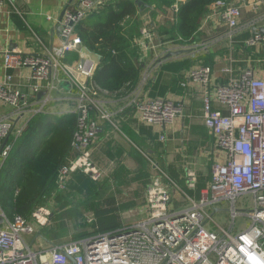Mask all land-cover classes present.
<instances>
[{
  "label": "built area",
  "instance_id": "built-area-1",
  "mask_svg": "<svg viewBox=\"0 0 264 264\" xmlns=\"http://www.w3.org/2000/svg\"><path fill=\"white\" fill-rule=\"evenodd\" d=\"M3 2L0 0V6ZM104 3L105 0H77L74 7L66 6L60 19L61 42L44 53L25 54L0 46L5 69H29L33 100L40 91L45 92L41 105L33 106L27 94L12 87L11 75L6 72L0 82V100L14 108L13 114L43 111L59 81L67 80L77 90L73 111L78 120L71 143L76 156L59 168L55 181L58 190L63 189L75 171L83 172L92 180L102 177L90 153V146L100 131L94 114L104 119L110 115L95 86L87 84L86 79L93 76L97 63L80 52L82 41L75 33V26ZM262 5L264 0H214L208 5L206 15L217 16L230 31L239 25L242 7L254 11ZM179 6L180 2L175 1L170 10L176 13ZM140 33L141 46H153L154 38L158 37L153 32V24L143 26ZM261 38L255 34L248 41L252 43ZM71 51L79 53L75 66L64 60L65 54ZM188 78L201 83L203 123L216 146L226 153L225 162L211 164L208 185L197 199L191 200L189 207L170 209V194L156 175L146 188L144 219L52 246L46 252L48 258L33 251L24 235H33L48 223L49 209L41 206L27 219L18 214L8 218L0 210V264H264V79L244 69L228 83L214 85L211 93L209 65L192 68ZM141 85L143 82L137 87L132 102L142 122L163 128L181 113L179 101L160 97L139 99ZM215 103L222 104L227 111L216 108ZM23 128L24 125L17 126L9 115L0 117L1 159L7 157L12 147L3 140L11 133L17 137ZM159 139L165 140V134L160 133ZM188 177V184L193 186V174L189 172ZM246 195L250 196L251 208H237L239 200ZM223 205L227 208H221ZM222 209L229 211L228 226H220L212 218ZM240 215L247 218V223L237 230L235 219Z\"/></svg>",
  "mask_w": 264,
  "mask_h": 264
},
{
  "label": "crops",
  "instance_id": "crops-1",
  "mask_svg": "<svg viewBox=\"0 0 264 264\" xmlns=\"http://www.w3.org/2000/svg\"><path fill=\"white\" fill-rule=\"evenodd\" d=\"M175 1L181 4L185 0H174L173 3ZM173 3L154 11L148 5L145 8L138 7L139 26L134 41L140 50L142 63L134 89L119 97L98 94L110 115L109 119H104L94 114L101 129L90 146V153L93 163L101 169L102 177L92 180L83 172L75 171L68 178L70 180L77 175L82 182L94 185L89 194L91 200L81 198L82 202L79 203L83 215L91 213L97 216L95 223L85 226V232L90 235L104 227L120 228L144 219L147 215L146 188L156 175L160 176L161 185L170 194V209L189 207L191 200L197 199L200 191L208 185L211 164L225 162L226 153L216 146L203 123L202 85L188 78L189 70L202 65L211 67V93L214 85L228 83L244 69H249L254 77L264 79V5L254 11L242 7L239 25L230 31L217 16H207L206 12L191 40L178 43L168 33L156 32L160 26L168 28L172 24L174 13L170 7ZM76 4L77 0H4L0 6V46L17 49L25 54H40L58 46L61 42V14L66 6L74 7ZM147 24H153V32L158 36L154 38L153 46H141L139 40L140 30ZM255 34L262 38L249 42ZM177 50L182 51L166 56L168 52ZM80 52L98 65L100 55L89 51L83 43ZM65 57L67 64L75 66L79 53L71 51ZM71 69L76 74L73 67ZM6 72L11 75L13 88L27 94L26 98L33 106L41 105L45 92L40 91L43 93L39 95V92L34 98L36 100H33L29 69H5L0 54V82ZM79 78L84 80L82 76ZM86 81L88 86L94 85L93 76ZM140 82L143 85L139 99L160 97L181 102V113L163 128L140 120L137 106L132 102ZM76 94L77 90L71 83L59 81L58 88L51 92V98L43 106V111L15 115L14 108L0 100V117L9 115L17 126L24 127L39 113H49L56 119L63 113L73 111ZM215 107L227 111L222 104L215 103ZM114 129L116 131L113 132ZM160 133L165 134V140L159 139ZM15 138L11 133L3 141L13 144ZM37 145L33 146V150ZM108 151L112 156L107 154ZM128 159L134 165L133 168L127 165ZM5 161L6 158H0V171ZM189 172L194 176L193 186L188 184ZM101 182H104L103 186H99ZM64 196L63 202L68 204L70 200L69 210L72 211L75 205L71 197L74 196ZM53 204L51 201L43 206L50 211ZM0 210L3 211L1 207ZM40 229L33 235H24V239L33 251L43 253L46 258L50 247L71 241L47 238ZM37 232L40 234L37 235Z\"/></svg>",
  "mask_w": 264,
  "mask_h": 264
},
{
  "label": "trees",
  "instance_id": "trees-1",
  "mask_svg": "<svg viewBox=\"0 0 264 264\" xmlns=\"http://www.w3.org/2000/svg\"><path fill=\"white\" fill-rule=\"evenodd\" d=\"M142 1L154 11L169 7L174 0ZM213 1L185 0L174 13L172 24L168 28L160 26L156 29L157 34L168 33L175 42H189L202 16L207 12L208 5ZM139 8L135 1L105 0L104 5L90 12L75 26V33L80 36L84 46L100 55L93 74L97 94L124 96L136 86L142 63L140 50L134 41L138 33ZM64 60L67 61L66 57ZM77 120L75 111L63 113L56 119L49 113L36 114L15 138L0 171L1 209L10 218L18 214L27 219L37 208L52 201L55 209L52 207L49 221L40 231L47 238L57 241L64 233L60 230L65 228L58 218L62 212L58 207L64 204L65 196L58 190L55 181L59 168L76 156L71 143ZM36 144L37 148L33 150ZM107 154L112 156L109 151ZM103 185L104 182L99 183V186ZM71 198L75 205L73 214L82 218L77 226L78 233L70 238L71 241H76L90 235L85 232V226L92 222L85 220L86 217L79 208L82 199L76 196ZM56 218L58 220L54 221ZM117 227H104L94 233L111 231Z\"/></svg>",
  "mask_w": 264,
  "mask_h": 264
},
{
  "label": "rangeland",
  "instance_id": "rangeland-1",
  "mask_svg": "<svg viewBox=\"0 0 264 264\" xmlns=\"http://www.w3.org/2000/svg\"><path fill=\"white\" fill-rule=\"evenodd\" d=\"M114 131H116V130L114 129L113 132ZM127 165L132 167V168L134 166L130 159L127 160ZM93 187H94V185L92 186V184L89 182H87V183L82 182L80 180V177L76 175V176L72 177L70 180L68 179L66 181V184L63 187V189L61 190V192L67 196L89 198V194L92 192ZM88 200H91V199L89 198ZM170 205L172 206V202ZM70 206L71 205H70V200H69L68 204L64 203V205H59V207H58L59 208L58 210H62V212H60V217H58V218L61 219V221L64 223V226H65V228L63 230H60L61 232H64L62 234V236L60 235V239H62L61 241L70 240V238H71V236H73V234L78 233L77 226L80 222H82V218L80 215L77 216V215L73 214V211L69 210ZM221 208H227V207H226V205H223ZM237 208L250 209L251 208L250 196L249 195L243 196L241 198V200H239V202L237 204ZM50 214H51V209H50ZM85 217H86L85 220L90 219L92 223L96 222L97 216L95 214H91V213L88 214L87 213V215L85 214ZM134 218H135V216H134ZM212 218L220 226H228L230 223L229 211L226 209L218 210L217 212H215L213 214ZM98 219H99V217H98ZM56 220H58V219L57 218L54 219V221H56ZM235 221H236L235 222L236 229L240 230L246 226L247 218L245 216L240 215V216L236 217Z\"/></svg>",
  "mask_w": 264,
  "mask_h": 264
},
{
  "label": "water",
  "instance_id": "water-1",
  "mask_svg": "<svg viewBox=\"0 0 264 264\" xmlns=\"http://www.w3.org/2000/svg\"><path fill=\"white\" fill-rule=\"evenodd\" d=\"M135 2H136V4H137L138 7H142V8L147 7V4L144 3L142 0H135ZM63 12H64V10H63ZM63 12H62V14H63ZM62 14H61V17H62ZM181 51H182V50L170 51V52L167 53L166 56L168 57V56H171V55L179 54V53H181ZM42 93H43V92H40L39 95H41ZM0 222H1V218H0ZM39 234H40V233L37 232V235H39Z\"/></svg>",
  "mask_w": 264,
  "mask_h": 264
}]
</instances>
